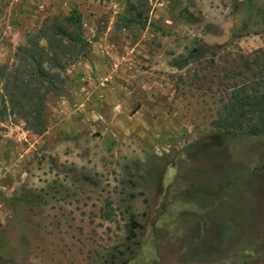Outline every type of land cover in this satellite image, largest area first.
Returning a JSON list of instances; mask_svg holds the SVG:
<instances>
[{"label":"rangeland","instance_id":"1","mask_svg":"<svg viewBox=\"0 0 264 264\" xmlns=\"http://www.w3.org/2000/svg\"><path fill=\"white\" fill-rule=\"evenodd\" d=\"M73 8L87 55L46 63L42 134L0 79V264H264V134L214 125L264 0H0V67Z\"/></svg>","mask_w":264,"mask_h":264},{"label":"trees","instance_id":"2","mask_svg":"<svg viewBox=\"0 0 264 264\" xmlns=\"http://www.w3.org/2000/svg\"><path fill=\"white\" fill-rule=\"evenodd\" d=\"M67 21V24L56 21L44 25L40 35L47 41V45H42L36 37L31 38L29 45L22 48V60L29 63L27 68L11 73L7 67H0V79L6 81L5 87L8 88L11 101L20 107L19 114L23 115L29 129L37 134H42L47 128L44 114L46 99L50 93L60 89L54 79L60 74L52 73L47 64L57 68L67 66L62 64L59 57L69 55L71 49H76L79 56L73 60L74 64L87 55L89 40L85 37L82 15L78 8L71 10ZM219 48V45L196 46L178 66L184 67L208 58L215 60L219 56ZM242 63L250 76L242 73L239 76L241 80H235L232 92L223 100V114L219 113L214 125L228 131L240 129L250 135H261L264 134V58L261 54H256L252 58L242 59ZM236 77L238 76H232V79ZM61 82L64 83V79Z\"/></svg>","mask_w":264,"mask_h":264}]
</instances>
